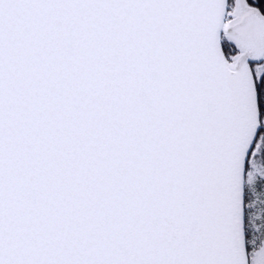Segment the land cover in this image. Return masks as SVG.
Returning <instances> with one entry per match:
<instances>
[{"label":"snow or ice","instance_id":"snow-or-ice-1","mask_svg":"<svg viewBox=\"0 0 264 264\" xmlns=\"http://www.w3.org/2000/svg\"><path fill=\"white\" fill-rule=\"evenodd\" d=\"M0 264H264V0H0Z\"/></svg>","mask_w":264,"mask_h":264}]
</instances>
